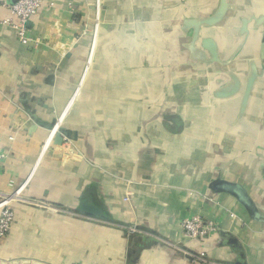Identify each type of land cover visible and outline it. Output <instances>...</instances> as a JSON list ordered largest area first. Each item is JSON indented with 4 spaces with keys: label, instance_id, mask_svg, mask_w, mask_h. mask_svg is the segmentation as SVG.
Returning a JSON list of instances; mask_svg holds the SVG:
<instances>
[{
    "label": "crops",
    "instance_id": "crops-1",
    "mask_svg": "<svg viewBox=\"0 0 264 264\" xmlns=\"http://www.w3.org/2000/svg\"><path fill=\"white\" fill-rule=\"evenodd\" d=\"M13 1L0 0V191L27 182L24 198L71 212L15 205L0 264H264V75L244 111L240 97L251 68L264 73V25L240 20L264 21V0H227L226 22L200 30L221 61L234 56L224 67L181 30L218 0H50L28 44L1 24ZM230 87L240 94L219 97ZM62 115L76 152L40 155ZM217 179L242 184L262 221L213 193ZM82 203L111 222L78 214ZM194 215L217 231L184 238ZM129 225L143 233L116 228Z\"/></svg>",
    "mask_w": 264,
    "mask_h": 264
},
{
    "label": "water",
    "instance_id": "water-1",
    "mask_svg": "<svg viewBox=\"0 0 264 264\" xmlns=\"http://www.w3.org/2000/svg\"><path fill=\"white\" fill-rule=\"evenodd\" d=\"M228 11H229V5L227 3V0H218V5L216 6L213 13H211V15L201 18V19H186L182 21L181 30L186 31L188 29L192 31L191 37H190L192 46L198 41H200L201 47L208 52L210 56V59L207 62L208 64L220 63L221 66L224 67V66H228L234 58V56H232L226 61H221L219 58V51H218V46H217L216 41L210 37L209 38L200 37L201 29L220 27V25H222L224 21L226 20V14ZM250 21H253L254 25L256 26L264 25V21L262 18L258 20L254 18H251L250 20H246L242 18L240 20L242 28H245V26L249 24ZM192 46L190 48H192ZM261 48H262L261 53L263 54L264 43L261 45ZM198 59L200 60V58ZM261 75H264L262 68H259V69L251 68L245 80L246 85H245V90H243V94L239 93V88L233 89L232 87H230V89L225 88L219 91L218 95H220L219 97H223V96H228V94H231V93H234V95L240 94L241 111H244V109H246V106L248 104L249 96L251 95V92L253 91L254 84ZM230 78L234 79L235 81L238 80L237 77L234 75H230ZM54 124L55 123L53 122L51 125H48V129L53 127ZM63 138H66L70 141H74L73 140L74 135H72L70 131L63 129V127H60L58 133H56V135L54 136L53 144L60 147L62 144ZM209 188L213 193L226 194L232 197L245 210L247 215L253 221L255 222L262 221V217L257 210V206L255 205L252 197L249 195V193L247 192V190L242 184L237 183V182L226 181L223 179H217L209 184ZM76 212L85 217H89V218L104 221V222H111V218L106 216L99 207L93 204L82 203L78 207ZM12 264H30V263L23 262V263H12Z\"/></svg>",
    "mask_w": 264,
    "mask_h": 264
},
{
    "label": "built area",
    "instance_id": "built-area-1",
    "mask_svg": "<svg viewBox=\"0 0 264 264\" xmlns=\"http://www.w3.org/2000/svg\"><path fill=\"white\" fill-rule=\"evenodd\" d=\"M50 7V0H14L9 7L11 18L2 21V25L11 28L15 31L17 40L22 44L30 43V39L27 38V24L42 8ZM38 42H35V46ZM95 40L93 41L91 54L94 50ZM63 122V115L56 119L55 124L50 130L47 139L45 140L40 155L45 154L53 143L54 136L58 133L59 128ZM69 141L63 138L60 147L63 148L64 152H69ZM5 155L0 151V159L4 158ZM27 185V182L23 183L20 187L15 190L4 193L0 191V239L4 238L11 230V227L15 219L14 206L17 204H25L43 208L39 204L27 200L23 197V191ZM12 186V184H11ZM217 225L208 219L202 218L199 215L184 218L180 222V230L184 238L189 240L205 239L212 233L217 231ZM128 233H139L137 228H128ZM186 257L191 261L192 264H229L223 262H217L209 259L205 253L198 255L187 254Z\"/></svg>",
    "mask_w": 264,
    "mask_h": 264
},
{
    "label": "rangeland",
    "instance_id": "rangeland-1",
    "mask_svg": "<svg viewBox=\"0 0 264 264\" xmlns=\"http://www.w3.org/2000/svg\"><path fill=\"white\" fill-rule=\"evenodd\" d=\"M97 24H98V21H97ZM76 92H77V89H76ZM56 122V119H55V121H54V123ZM198 124V123H197ZM63 125H64V121L62 122V124H61V127H63ZM52 129V127L49 129V132H50V130ZM49 132H48V134H49ZM48 137V136H47ZM185 139H186V136H185ZM68 140V139H67ZM69 142V152L70 153H75L76 152V149H75V147L73 146V142L72 141H70V140H68ZM53 144V143H52ZM41 149H42V147H41ZM68 152V153H69ZM72 155V154H71ZM25 183V182H24ZM23 185V184H22ZM21 186V185H20ZM20 186H18V187H20ZM17 187H15V188H13V190H15ZM12 190V191H13ZM32 202H34V204H39V205H41L44 209L46 208H50L51 210H57V211H59V212H62L63 214H65V215H67V213H68V211L69 212H71L70 210H68V209H64V210H62V209H55V208H52V206L51 207H48L49 205H47V204H45V203H43V202H36V201H32ZM30 206V205H29ZM35 207V206H34ZM110 223V222H109ZM132 227H134V228H137L136 226H134V225H129V226H118V227H116V228H118V229H120L121 231H126L127 233H128V228L130 229V228H132ZM138 229V231H139V233H143V232H141V230L139 229V228H137ZM130 233H128V235H129ZM165 244H167L166 242H164Z\"/></svg>",
    "mask_w": 264,
    "mask_h": 264
}]
</instances>
